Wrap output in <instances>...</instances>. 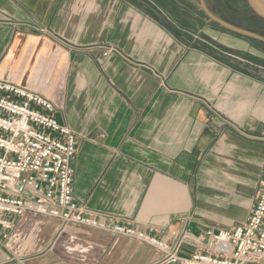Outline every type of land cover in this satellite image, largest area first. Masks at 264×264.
<instances>
[{
	"label": "crops",
	"instance_id": "0c3cea01",
	"mask_svg": "<svg viewBox=\"0 0 264 264\" xmlns=\"http://www.w3.org/2000/svg\"><path fill=\"white\" fill-rule=\"evenodd\" d=\"M190 3L0 0V81L56 105L77 135L74 198L104 226L27 214L6 238L0 229V264H162L109 229L186 232L179 256L190 258L207 228L247 219L264 167V48L212 32L249 56L208 49ZM207 197L244 220L208 224Z\"/></svg>",
	"mask_w": 264,
	"mask_h": 264
},
{
	"label": "built area",
	"instance_id": "2783aa9c",
	"mask_svg": "<svg viewBox=\"0 0 264 264\" xmlns=\"http://www.w3.org/2000/svg\"><path fill=\"white\" fill-rule=\"evenodd\" d=\"M0 93V229L5 238L16 227L15 220L27 214L104 228L86 217L74 198L77 135L58 122L56 105L1 81ZM109 230L153 246L161 252L162 264H264V167L247 219L231 229L207 228L202 250L190 258L179 256L189 238L186 232L162 241L125 226Z\"/></svg>",
	"mask_w": 264,
	"mask_h": 264
},
{
	"label": "rangeland",
	"instance_id": "374dc122",
	"mask_svg": "<svg viewBox=\"0 0 264 264\" xmlns=\"http://www.w3.org/2000/svg\"><path fill=\"white\" fill-rule=\"evenodd\" d=\"M200 1H202V5ZM187 6L191 7L192 12L200 14L201 19H206V34L202 32V35L207 38L205 39L207 48L210 49L212 45H216L213 51H223L225 53L224 58H247L249 55L242 51L217 46V43L212 40L211 34H214L212 32L228 35L234 33L237 37L250 42L256 50L261 51L264 48L263 41L249 36L253 35L264 39V21L253 16L244 7L242 0H191V3ZM207 182L209 185L212 184L209 178ZM209 198H202L204 202H207V205L204 206L206 210L200 211L201 215L206 217L208 224L217 223L231 227L244 220L246 212L227 211L222 207L218 208L219 206L215 204L214 200L210 201Z\"/></svg>",
	"mask_w": 264,
	"mask_h": 264
},
{
	"label": "water",
	"instance_id": "95a60500",
	"mask_svg": "<svg viewBox=\"0 0 264 264\" xmlns=\"http://www.w3.org/2000/svg\"><path fill=\"white\" fill-rule=\"evenodd\" d=\"M242 3L244 5V7L253 16H255L257 19H259L261 21H264V1L263 0H242ZM249 36L264 42V39L258 38V37L253 36V35H249Z\"/></svg>",
	"mask_w": 264,
	"mask_h": 264
}]
</instances>
